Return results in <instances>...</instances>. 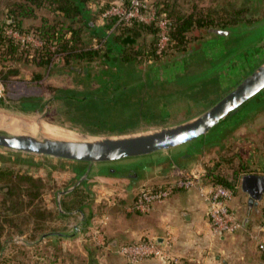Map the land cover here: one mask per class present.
<instances>
[{"label":"rangeland","instance_id":"1","mask_svg":"<svg viewBox=\"0 0 264 264\" xmlns=\"http://www.w3.org/2000/svg\"><path fill=\"white\" fill-rule=\"evenodd\" d=\"M8 1L0 0V10L5 7ZM111 1H87L89 9L96 14L94 18L96 25L102 26L105 23L102 9ZM147 1L158 9L161 8L159 5L157 6V0ZM174 1L180 2L188 15L193 11L196 13H206L208 9L214 11L217 16L222 17V23L227 22L217 28L236 29L243 25H252L264 18V0H190L189 4H186L187 0ZM44 17L52 23L56 18L59 19L49 9L41 8L37 10L35 18L30 17L24 20L23 27H36L41 24V19ZM150 32L147 38L152 41L156 37L155 29L151 27ZM216 38L218 37L204 34L203 38L195 40L189 47V51L192 49L194 51L188 59L179 60L172 65L163 64L166 66L152 70L155 73L158 71L161 81H152V71L148 67L153 64L145 61L143 65L131 64L132 66L120 67L116 72L119 73L121 81H113L114 85L108 84L109 90L101 92L97 90L98 87H92L93 90L88 91L90 87L86 89L85 81L72 80L71 77H74L72 74L66 76L64 74L66 71H56L55 69H59L62 63L61 57L63 56L61 54H55L51 64L45 68L39 65L35 52L32 50L31 55L15 62V66L19 70L17 75L5 78L0 73V94L3 95L0 97V108L37 115L47 106V120L94 133L112 132L118 127L125 129L132 127L137 121L142 120V116H145L143 119H146L165 114V117L169 119L174 118L172 113L177 111L183 112L186 116L192 113L188 116L191 117L213 105L264 60V55L257 54V49L252 51V46L264 42V26L242 33L241 36L232 34L223 37L225 40L221 46L215 47V44H209ZM96 45L99 46V43L96 42ZM240 50H245L247 54L241 53L235 60L229 61L224 67L225 69L211 74L214 71L212 68L220 65V61ZM38 74L41 76L37 77ZM52 88H54L53 91ZM86 95H90L92 98L87 101L79 100ZM97 95L105 99L96 101L94 96ZM25 98L34 99V101L25 105L23 103ZM253 103H251L252 106ZM168 114L172 115L168 116ZM262 116V121H264V113ZM182 118L179 117V119ZM262 121L257 123L260 124V128L264 127ZM214 131L208 133L206 141H215ZM239 132H243L245 136L251 133V131L244 132L241 128L228 133V138L221 139L222 143L224 141L227 143L226 147H222L220 152L215 151L214 154L206 151L203 159L208 171L210 168L216 167L217 175L226 183L236 187L233 197L241 193L238 192L242 174L254 171V168L246 166L245 163L250 152L253 151L252 146L238 143L235 138L238 136L236 133ZM261 142L264 141H260V144ZM194 143L192 145L185 144L174 151L182 150L183 156L191 155L195 153L193 145L197 147L200 145L197 141ZM255 146L256 143L253 147ZM10 154L5 153L3 157H0V169L10 167L16 172L15 175H25L24 173L29 172L35 177L42 176L45 179L38 195L35 191L37 195L35 197L33 195L35 189H32L28 181H22L19 176L13 177L11 181L0 180V264H91L90 254L96 253L95 248L101 249L102 247L88 242L87 232L90 227L102 219L101 216L107 212L113 214V210L106 211L105 202H103L104 204L94 203L95 192L93 189L90 190L93 197L90 199L89 194L85 199L92 204L87 208L74 207L78 199L77 196L71 195L73 192L65 195L62 198L64 210L76 212L82 209L86 214L84 227L77 231L75 226L81 222V214L79 212L62 213L57 205V192L66 189L74 179L71 175L70 178L67 177L63 181L59 177L62 173L74 172L73 169L69 167V169L62 170L59 163L48 161L51 166L57 167L55 172L53 171L48 176L42 168L28 166L31 158L10 156ZM155 156L147 155L104 163V169L106 171L125 169V171L140 172L143 169V164ZM35 158L34 161L40 162L41 159ZM239 202L241 201L239 200ZM232 207L235 209L234 207L237 206L232 205ZM246 210L244 205L241 214H238L242 223L247 213ZM253 227L249 228L250 234L247 237L255 241L252 235L257 236V234L255 233L256 227L254 229ZM243 231L244 228H241L233 235L237 236ZM215 236L218 237L216 234ZM255 243H258L259 248V241H255ZM83 250L89 252V258L83 254ZM204 256L199 260H202ZM192 261L189 260L183 264H199Z\"/></svg>","mask_w":264,"mask_h":264},{"label":"crops","instance_id":"2","mask_svg":"<svg viewBox=\"0 0 264 264\" xmlns=\"http://www.w3.org/2000/svg\"><path fill=\"white\" fill-rule=\"evenodd\" d=\"M111 33H113V29L106 33V39L108 38L109 41L112 39L110 37ZM223 37L224 36H219L218 38L213 39L210 43L215 44V47L218 45L221 46L225 40ZM96 41V38H93L94 47H97ZM258 53L264 55V49L258 50L257 54ZM109 54L111 58L108 63H98L97 61L83 62L82 64L77 65L72 71H68L64 74L66 76L72 74V76H74L71 77L72 80L77 79L78 81H85L86 89L87 87H90L88 91L93 90L92 87H98L97 90L100 92L109 90L108 84L115 83L113 81H121L118 76L119 73L116 71L125 65L132 66V63H123L120 60L114 46H110ZM191 55L192 54L188 57ZM179 60L182 59L172 61L165 60L163 63L160 62L149 66L148 68L152 71L154 69L161 68V66H166L163 64L172 65ZM154 73L155 72L153 71L151 73L153 75L152 81H161L158 71L157 73ZM145 81L147 80L145 79ZM91 98L92 96L86 95L80 100L87 101ZM94 98L96 101L105 99L104 97H100L98 95L94 96ZM253 104V106L251 105L247 108L243 114L239 115V117L233 118L227 124L223 125L227 129H234L233 131H236L237 129L239 130L240 128L241 130H244V132L251 131V133L247 134V136H245L243 132H239L241 135L236 133L238 136L235 138L238 143L244 145L247 144V146L250 144L253 149L245 163L246 166L254 168V171L244 172V174H242L240 180V190L238 192L241 193L235 195V197H233V199L229 202L231 208H233L232 205L237 206L234 208L237 209L238 214H241L243 206H246L247 213L243 218L242 227L244 228V231L241 234L237 236L233 234H216L218 236L216 237L209 220V204L194 188L175 189L169 198L162 202H157L154 205V208L148 213H139L129 210V207H131L135 202L137 192L141 187L149 186L158 189L172 184L176 180L175 176L172 175L175 167L197 170L203 169L206 171V174L209 173V171L205 168V162L203 161L204 153H206V151L211 154H214L215 151L220 152V149L224 146L226 147L227 145L225 141L222 143L221 139H225L228 133L232 132L223 131L222 127L214 131L215 141L213 144L202 145L201 150H195V153L191 155L183 156L184 153H182V150L174 151V149L166 153L156 154V156L152 157L149 162L147 161L143 164V169L140 170V172H136L135 170L125 171V169H122L121 171H106L104 169L106 163H99V165H95L93 167L89 179V185L86 186L83 184L74 191L77 189H85L90 192V190L93 189L95 192L94 203L104 204L103 202H105L107 207L106 211L113 210V214H108L107 212L101 216V220H103V231L111 244L105 248H95L96 253H91L90 258L88 257L89 252L87 250H83V254L91 260V264H135L131 263L123 255L119 254L116 251L117 246L123 243L137 242L140 239L151 235L160 238V240H164L167 230H171L175 236L173 255L178 259L177 264H183L189 260H193L194 262L196 261L199 264H264V254L261 250H259L257 246L258 243H255V241L258 242L260 240H264V196L258 204L250 206V196L242 189V179L245 175L257 174L264 176V142H261L260 144V141H264V127L260 128V124H257L263 119L264 93L258 96ZM172 114L174 115V118L169 119L165 117V114L159 116L157 115L156 118L146 119H143L145 116H142V120H140V122L137 121L132 127H127V125L126 129L124 127H118L115 128V131L101 132L98 134L134 132L170 125L190 118L188 116L192 113L186 116L183 112L179 113L175 111ZM170 115L168 114V116ZM179 117L183 118L179 119ZM232 124L235 126L230 127ZM82 131L94 133L88 130ZM207 136L208 134L198 140L197 143L200 145L203 144L202 142L207 139ZM255 143L256 146L253 147ZM192 144L195 143L193 142ZM39 159H41L40 162L46 160L43 158H38V160ZM73 167L76 168L75 170H72L74 172L69 174L62 173L59 178L63 181L71 175L75 179V177L85 167V164L74 163ZM213 169L214 171L217 170L216 167H213ZM90 194L92 195L91 192ZM112 194L113 196H111ZM239 200L241 202H239ZM91 205L92 204L88 203L84 207L87 208ZM183 213H188L190 218L187 219L184 217ZM253 226L256 227L255 233L257 234V237H255L256 235H252L255 241L250 240L247 237L249 236L248 234H250L249 228ZM91 228L92 227H90V230ZM90 230L88 232H90ZM87 240L88 242H91L89 239ZM203 256V261L199 260V258H202ZM136 264L164 263L152 258Z\"/></svg>","mask_w":264,"mask_h":264},{"label":"trees","instance_id":"3","mask_svg":"<svg viewBox=\"0 0 264 264\" xmlns=\"http://www.w3.org/2000/svg\"><path fill=\"white\" fill-rule=\"evenodd\" d=\"M88 0H9L5 7L0 10V73L5 78L17 75L19 70L15 66V62L24 59L31 55L34 50L36 60L42 67H48L51 64L54 55L59 53L63 57L59 69L61 71L70 72L77 65L83 62H103L110 61L109 48L114 46L118 57L123 63H132L143 65L145 61L152 62L151 64H158L165 60L176 57L179 54L189 51V47L204 34L220 35L210 32V29L217 28L222 23V17L217 16L214 11L207 10L203 12H191L188 15L185 8L180 5V2L174 0H157L159 11H165L168 15L169 21V38L170 44L165 50L159 52L158 50V31L159 28L156 22L145 24L134 22L128 24L125 22H118L117 18L113 16L103 17L105 23L102 26L94 23L96 14L87 6ZM114 1V0H112ZM112 1L102 9V16L106 9H108ZM186 4L190 0L185 1ZM155 3V4H156ZM184 4V3H183ZM182 6V7H181ZM47 8L53 12L59 19H55L54 23L50 22L48 18H42L41 24L36 27L24 28V20L30 17L37 16V10ZM221 22V23H219ZM218 23V24H215ZM220 24V25H219ZM151 27L155 29L156 37L149 41L148 33H151ZM10 29L19 31L25 34H32L39 38L43 45L41 47H34L33 45H24L20 40L14 38L8 33ZM113 29L110 37L111 41L106 39V33ZM93 38L99 46L94 47ZM149 41V42H147ZM211 44V43H209ZM214 45V44H212ZM32 47V48H31ZM189 58L184 57L182 60ZM179 62V61H176ZM152 66V65H149ZM55 72V71H54ZM41 75L38 74L37 77ZM54 88H52V91ZM80 100V99H79ZM34 99L25 98L23 103L29 104ZM223 127V131L231 132L234 129H227L225 126H219L214 130ZM208 142L204 140L202 143ZM5 153L0 152V157ZM25 156L31 158L28 163L30 167L43 168L47 175H51L57 167H53L50 162L60 164L62 170L69 169L73 162L45 160L43 163L34 161L35 157L10 154V156ZM36 159V158H35ZM76 168H74L75 170ZM16 172L12 168L0 169V180H12L13 177L19 176L22 181H28L32 189L34 188V197L38 195V191L43 185L44 179L42 176L35 177L29 172L25 175H15ZM207 181L215 184H223L229 187L232 191L235 188L232 184L226 183L221 177L217 175V170L210 168L209 173L205 174ZM8 182V181H7ZM28 188V187H27ZM154 189H156L154 187ZM159 189V188H158ZM17 191V190H16ZM37 191V195L35 194ZM90 192L85 189H77L71 195H74L78 201L74 204L75 208L84 207L88 204L85 199ZM91 194L89 198L91 199ZM88 198V199H89Z\"/></svg>","mask_w":264,"mask_h":264},{"label":"water","instance_id":"4","mask_svg":"<svg viewBox=\"0 0 264 264\" xmlns=\"http://www.w3.org/2000/svg\"><path fill=\"white\" fill-rule=\"evenodd\" d=\"M263 26L264 19L236 29L212 28L210 32L228 37L232 34L241 35ZM254 49L257 51L264 49V42L256 43L252 46V51ZM193 51L192 49L188 53L177 55L172 60L187 57ZM241 53L247 54L245 50L236 51L214 68L211 74L220 72L229 61L236 59ZM262 93H264V60L242 81L202 112L178 123L134 132L98 134L68 127L47 120V106L37 115L0 108V152L84 163L85 167L72 183L66 189L57 192V205L62 213L81 214V222L75 226V229L80 231L84 227L86 215L82 210L76 212L64 210L62 198L83 184L88 186L95 165L166 153L185 144H192L212 130L239 117ZM233 126L235 125H230ZM242 189L250 196V206L258 204L264 196V176L245 175L242 179ZM183 215L187 219L190 218L188 213Z\"/></svg>","mask_w":264,"mask_h":264},{"label":"built area","instance_id":"5","mask_svg":"<svg viewBox=\"0 0 264 264\" xmlns=\"http://www.w3.org/2000/svg\"><path fill=\"white\" fill-rule=\"evenodd\" d=\"M113 16L118 22L132 24L140 22L149 24L156 22L158 31V50L162 52L170 43L169 21L165 11H159L147 0H114L111 6L105 10L102 17ZM14 38L20 40L24 45L41 47L43 42L32 34H25L10 29L8 31ZM1 92V91H0ZM3 96L0 94V97ZM206 171L201 169H186L175 167L172 175L175 181L166 187L154 189L143 186L137 192L135 202L129 210L148 213L157 202L169 198L177 188L196 189L200 196L208 202L209 220L215 234H233L243 227L237 211L232 209L229 202L233 198V191L223 185L209 182L205 178ZM113 196V194L111 195ZM103 220H99L87 234L97 247H108L111 243L103 231ZM257 237V236H255ZM175 236L171 230H167L164 240L156 236H147L133 243L119 244L116 251L126 257L131 263H140L146 259H157L164 264H177L178 259L173 255ZM259 248L264 254V240L259 241Z\"/></svg>","mask_w":264,"mask_h":264},{"label":"flooded vegetation","instance_id":"6","mask_svg":"<svg viewBox=\"0 0 264 264\" xmlns=\"http://www.w3.org/2000/svg\"><path fill=\"white\" fill-rule=\"evenodd\" d=\"M264 18H262V19H260V20H263ZM259 20V21H260ZM214 143V141H211V142H208V143H206V144H201V145H199V147H197L196 145H193L194 146V148H195V150H197V151H199V150H201V146L202 145H207V144H213ZM71 168L74 170V167H73V165L71 166Z\"/></svg>","mask_w":264,"mask_h":264}]
</instances>
